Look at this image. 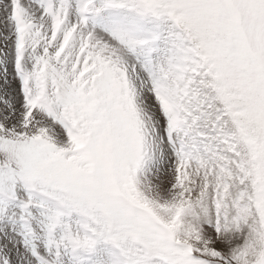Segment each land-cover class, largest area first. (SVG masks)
I'll return each instance as SVG.
<instances>
[{"label": "snow or ice", "instance_id": "1", "mask_svg": "<svg viewBox=\"0 0 264 264\" xmlns=\"http://www.w3.org/2000/svg\"><path fill=\"white\" fill-rule=\"evenodd\" d=\"M0 264H264V0H0Z\"/></svg>", "mask_w": 264, "mask_h": 264}]
</instances>
